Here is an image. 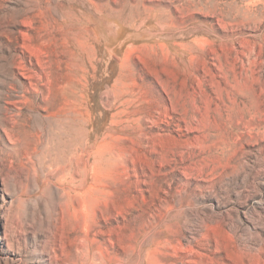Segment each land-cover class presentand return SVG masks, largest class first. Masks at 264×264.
Listing matches in <instances>:
<instances>
[{
	"label": "rangeland",
	"instance_id": "rangeland-1",
	"mask_svg": "<svg viewBox=\"0 0 264 264\" xmlns=\"http://www.w3.org/2000/svg\"><path fill=\"white\" fill-rule=\"evenodd\" d=\"M0 264H264V0H0Z\"/></svg>",
	"mask_w": 264,
	"mask_h": 264
},
{
	"label": "bare ground",
	"instance_id": "bare-ground-1",
	"mask_svg": "<svg viewBox=\"0 0 264 264\" xmlns=\"http://www.w3.org/2000/svg\"><path fill=\"white\" fill-rule=\"evenodd\" d=\"M13 48H16V45H14Z\"/></svg>",
	"mask_w": 264,
	"mask_h": 264
}]
</instances>
